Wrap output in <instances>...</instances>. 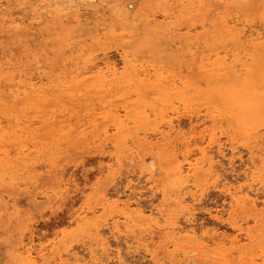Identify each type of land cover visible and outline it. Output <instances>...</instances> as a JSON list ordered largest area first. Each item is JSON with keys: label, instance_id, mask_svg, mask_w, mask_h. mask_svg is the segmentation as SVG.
Instances as JSON below:
<instances>
[{"label": "rangeland", "instance_id": "374dc122", "mask_svg": "<svg viewBox=\"0 0 264 264\" xmlns=\"http://www.w3.org/2000/svg\"><path fill=\"white\" fill-rule=\"evenodd\" d=\"M77 1L88 21L105 14V19H99L101 23L97 28L92 24H68L66 18L72 10H59L67 4L62 0H0L1 8L13 10L16 16L26 15L25 26L18 32L0 31V54L6 50L5 55L11 53L13 61L17 62L0 72V87L4 88L11 74L17 72L23 76H37L38 73L53 76L49 81L43 78L50 87L46 91L48 99L34 97L32 102L36 109L26 107L31 95H21L15 102L8 98L5 103L0 102V115L16 111L32 118L28 122L30 131L17 139L10 135L0 140V213H5L0 218V250L16 242L26 227L27 237L32 230L36 243L54 246L52 251L43 250L50 264H77L68 255L73 251L81 257V264L92 262L91 253L98 257L97 260L110 264H120L121 259L136 260L140 264H261L264 258V194L260 177L264 158L260 152H264V112L260 117V112L252 107L243 109L235 105L231 84L241 87L250 77L252 83H248L258 86L257 69L264 59V25L263 29H258V32L263 30V35L260 33L263 43L259 45L257 26L252 23L261 26L258 15L264 12V0H204L207 4L198 5L188 16H175V7L163 0ZM22 7L26 10L22 11ZM34 8L54 10V22L33 21L28 25ZM164 13L169 15L164 17ZM214 17L229 18L230 28L218 29L220 25ZM237 17L238 22H243L234 25ZM245 25H249V31L244 35ZM250 27L254 30L251 35L248 33ZM69 45L74 48L72 52ZM194 46H197L195 57L192 55ZM228 46L227 59L220 58L225 51L215 54ZM106 61L115 64L122 75L109 86L106 84L98 91L88 92L84 88L67 91L60 85L64 77L73 75L70 70L76 65L87 66L79 81L92 80L96 71L89 69L91 65L96 62L97 67H104ZM235 63L239 65L234 67ZM247 66L256 70L253 75L247 76ZM148 67L152 75L143 79L146 85L141 89L137 79L127 82L126 78L135 77L136 72L143 77ZM158 70L166 74L159 80L155 73ZM176 76L186 81L185 85L178 83ZM175 79V87L168 85ZM35 81L40 83L38 78ZM151 81L157 90L146 89ZM141 100L145 103V114L137 116ZM51 111L58 115L51 125L54 132L68 131L80 118L85 121L95 116V119L76 137L57 140L46 132L45 122L38 120L49 116ZM4 119L1 124L7 125ZM60 119L63 121L59 122ZM23 146L25 149L20 151ZM148 160L152 165L147 164ZM177 165L183 173L175 172ZM177 175L174 180L172 176ZM253 189H258L259 193ZM63 190L70 191L63 193ZM234 190L241 194L250 191L249 195L257 198L256 206L251 205L252 201L242 200L232 207L230 199ZM175 191L184 199L182 204L175 199ZM116 200L119 206H115ZM120 201L130 204L131 218L120 226L115 237L107 222L123 219ZM3 204L10 208L6 210ZM53 205L56 206L54 212ZM139 210L142 216L136 215ZM78 212H83L82 219ZM185 216H190V220ZM234 221L239 229L231 225ZM171 222L185 229L195 226L194 231L173 230ZM95 227L106 233H96ZM249 233L251 238H248ZM234 238L239 240L241 248L237 249L231 240ZM35 255L32 259L45 264L44 258Z\"/></svg>", "mask_w": 264, "mask_h": 264}, {"label": "bare ground", "instance_id": "6f19581e", "mask_svg": "<svg viewBox=\"0 0 264 264\" xmlns=\"http://www.w3.org/2000/svg\"><path fill=\"white\" fill-rule=\"evenodd\" d=\"M5 1H8V0H5ZM67 2V4L66 5H64V6H62V7H60L59 8V10H62V9H64V10H72L71 11V13H70V15L66 18V22L68 23V24H78V25H82V24H84V25H90V24H92V26H93V28H97L99 25H100V23H101V21H99V19H105V14H101L100 15V17H99V19H95V20H93V21H88V19H87V17H86V15L84 16V14L83 13H81L80 12V8H82L81 6H78L77 4H78V1L77 0H62V2ZM151 1V0H150ZM164 2H166V3H169V4H171L172 6H174L175 7V13H174V15L176 16H178V14H183V15H187L188 16V14H190L191 12H193V10H195V8L199 5V6H204L205 4H207L204 0H163ZM225 1H228V0H225ZM242 1H246V0H242ZM15 2V1H14ZM51 2H52V0H51ZM37 3V2H36ZM39 3V2H38ZM43 3H45V2H43ZM82 3V2H81ZM40 4V3H39ZM156 4V3H155ZM3 5V4H2ZM105 5V4H104ZM83 6V5H82ZM96 6V5H95ZM67 7H71L72 9H66ZM73 7L75 8L74 10H73ZM26 7H22L21 9H22V11L25 9ZM44 8H46V7H44ZM121 8V7H120ZM8 10V9H7ZM6 9H5V7H3V8H1L0 7V31H2V30H4V31H14V32H18L22 27H24L25 26V22H26V15L25 16H16L15 14H14V12H12V11H7ZM26 10V9H25ZM113 10V9H112ZM121 10V9H120ZM171 10V9H170ZM232 10V9H231ZM18 11V10H17ZM63 11V10H62ZM174 11V10H173ZM20 12V11H19ZM86 12V11H85ZM89 12H91V11H89ZM95 12V11H94ZM97 12V11H96ZM120 12L121 11H119L118 13H119V15H120ZM157 12V11H156ZM155 12V13H156ZM159 12H160V10H159ZM162 12V11H161ZM166 12V11H165ZM179 12V13H178ZM232 12V11H231ZM54 13H56L54 10L53 11H51V10H49V9H42V8H34L31 12H30V17L32 18V21H28V25H30V24H32L33 23V21L34 22H37V23H40V22H44V21H51V23H53L54 22V18L52 17V15L54 14ZM93 13V12H92ZM108 13V12H107ZM155 13H154V15H155ZM148 14H150V13H148ZM161 14V13H160ZM171 14H173V13H171ZM166 15H169V13H164L163 14V16L164 17H167ZM239 15H241V12H240V14ZM93 16V15H92ZM171 16V15H170ZM170 16H168V19H170L171 17ZM232 16V15H231ZM259 17H260V15H258ZM27 17H28V14H27ZM121 17V16H120ZM170 17V18H169ZM106 18H108V17H106ZM246 18V17H245ZM213 19H215L216 20V22L220 25V27H218V29H220V28H222V27H227V29L228 28H230V27H228V22L230 21L229 20V18H227V17H223V18H220V19H217V18H213ZM232 20H233V16H232ZM231 20V21H232ZM250 20V19H249ZM250 21H252V20H250ZM249 21V22H250ZM260 21V20H259ZM258 21V22H259ZM190 22H192V21H190ZM194 22V21H193ZM238 22V17H237V19H236V22H234V25H236V23ZM241 23L243 22V21H240ZM240 22H238L239 24H241ZM253 22V21H252ZM251 22V23H252ZM255 22V21H254ZM198 25H199V23H197ZM201 24V23H200ZM203 24V23H202ZM244 24V23H243ZM247 24V23H246ZM249 24V23H248ZM253 25H256L257 26V31H256V33H257V36L256 37H258L259 38V40L257 41V43L260 45V44H262L263 43V37H262V33L264 32L263 30V32L262 31H260V32H258L259 30H261V29H263L262 28V25L261 24H259V25H261V26H258L257 24H254V23H252ZM251 24V25H252ZM232 25V24H231ZM233 25V26H234ZM183 26V25H182ZM195 27H196V24L194 25ZM239 26V25H238ZM241 26V25H240ZM247 26H249V25H247ZM246 25L245 26H243V27H247ZM256 26H254V27H256ZM84 27H86V26H84ZM113 27V26H112ZM168 27V26H167ZM192 27V26H191ZM252 27V26H251ZM251 27H250V32H248L249 34L250 33H252V31H254L253 29L251 30ZM258 27H260V28H258ZM89 29L91 28V26H89L88 27ZM237 28V27H236ZM248 28L249 27H247V29L246 28H244V30H245V32L243 33L244 35H245V33H247V30H248ZM130 29V28H129ZM180 29V28H179ZM183 29V28H182ZM191 29V28H190ZM197 29V28H196ZM224 29V28H223ZM259 29V30H258ZM120 30V29H119ZM243 30V31H244ZM81 31H85L84 29L82 30L81 29ZM90 31V30H89ZM93 31V30H92ZM122 31H124V29L122 30ZM239 31V30H238ZM240 31H241V29H240ZM242 31V32H243ZM249 31V30H248ZM262 32V33H261ZM84 33V32H83ZM83 33H81V34H83ZM254 33V32H253ZM260 33L262 34V35H260ZM73 34V33H72ZM69 35V34H68ZM102 35V34H101ZM237 35L238 36H240V37H243L244 38V35H242L241 36V34H238L237 33ZM246 35H248V34H246ZM251 35V34H250ZM71 36V35H70ZM93 36V35H92ZM183 36V35H182ZM71 37H73V36H71ZM87 37H89V36H87ZM95 37V36H94ZM93 37V38H94ZM98 37V36H97ZM13 38V37H12ZM67 38H69V37H67ZM255 38V37H254ZM261 38H263V39H261ZM192 39V38H191ZM216 39H218V38H216ZM33 40V39H32ZM69 40V39H68ZM72 40V39H71ZM70 40V41H71ZM103 40V39H102ZM243 40H245V39H243ZM0 41H2V39L0 38ZM216 42V41H215ZM35 43V42H34ZM37 43V42H36ZM35 43V44H36ZM219 43H221L220 41H219ZM224 43V42H223ZM227 43V42H226ZM222 44V43H221ZM253 44V43H252ZM257 45V44H256ZM200 46V45H199ZM217 46V45H216ZM227 46V45H226ZM71 47V45H69V49H70V52H72L73 51V49L72 48H70ZM74 47H76V46H74ZM81 47V46H80ZM195 47V51H193L192 52V55H193V57H195V53H196V49H197V46H194ZM60 48V47H59ZM63 48V47H62ZM241 46H240V49L239 50H241ZM42 50H43V48H42ZM66 50V49H65ZM225 51L223 54H222V56L220 57L221 59H223V60H225V59H227L228 58V54L230 55V53H229V46H228V48H226V47H223V49H220V50H218V51H216V53L215 54H219V53H221L222 51ZM44 51V50H43ZM67 51H69V50H67ZM256 51V50H255ZM15 52V50H13V53ZM60 52L61 53H63L64 52V49H60ZM59 52V53H60ZM132 52V51H131ZM65 53V52H64ZM94 53V52H93ZM167 53V52H166ZM207 53V52H206ZM239 53H241V51L239 52ZM6 54V50H2V52H1V54H0V72L1 71H3L4 69H10L13 65H15L17 62H14L13 61V57H12V54L10 53L9 54V56H6L5 55ZM152 54H153V52H152ZM28 55V54H27ZM89 55V54H88ZM96 55V54H95ZM124 55V54H123ZM122 55V56H123ZM206 55V54H205ZM208 55V54H207ZM210 55V54H209ZM209 55H208V57H209ZM212 55V54H211ZM235 55V54H234ZM97 56V55H96ZM227 56V57H226ZM241 57V56H240ZM243 57V56H242ZM249 57V56H248ZM31 58V57H30ZM72 58V57H71ZM71 58H68V60H71ZM110 58V57H109ZM154 58V57H153ZM197 58V57H196ZM195 58V59H196ZM200 58H202V56H200ZM245 58H247L246 56H245ZM244 58V59H245ZM76 59V58H75ZM206 59V58H205ZM110 60V59H109ZM147 60V59H146ZM242 60V59H241ZM246 60V59H245ZM251 60V59H250ZM30 61V60H29ZM112 61V60H111ZM232 61V60H231ZM238 61V60H237ZM48 62V61H47ZM135 62V61H134ZM133 62V63H134ZM151 62V61H150ZM226 62V61H225ZM230 62V61H229ZM256 62V61H255ZM112 62H108V61H106L105 62V65H104V67H101L102 65H100V67H97V64H96V62L93 64V65H91V67H90V63L88 64L87 63V65H89V69L90 70H95L96 71V73H94V75H93V79L92 80H90V81H79V76L80 75H82L83 73H84V71H87V66H86V64L85 65H83V66H81V65H76L75 66V68H73L72 70H70L71 72H73V75H70L69 77H64L61 81H60V85L61 86H64V88H66L67 89V91H69V89H71V90H73V89H76L77 91H80V90H82L83 88L86 90V91H88V92H90V91H98V90H100V89H102L106 84H108V86H109V83H111L112 84V82L114 83L115 81H118V79H119V77L120 76H122V75H119V71H118V69H117V67H116V65L115 64H111ZM250 63V62H249ZM66 64V63H65ZM120 64V63H119ZM152 64V67H153V69H154V64L153 63H151ZM158 64V63H157ZM160 64H162V63H160ZM214 64V63H213ZM202 65H204V64H202ZM227 65H228V63H227ZM236 65H239V63H235L234 64V67L236 66ZM137 66V65H136ZM232 66V65H231ZM161 67V66H160ZM194 66H192V68H193ZM233 67V66H232ZM144 68V67H143ZM148 68H150V67H148ZM161 68H164V67H161ZM160 68V69H161ZM243 68V67H242ZM54 69V68H53ZM52 69V70H53ZM89 69H88V71H89ZM237 69V71H241V68H236ZM244 69V68H243ZM55 70V69H54ZM149 70H151V68L150 69H148V71H144L143 72V77H139V74L136 72V73H134L135 74V77L134 76H128V78H126V80H127V82L128 83H131V82H135V80L137 79L138 80V88L139 89H141L142 87L141 86H144V85H146V84H144L143 83V79L145 78V77H151V72L149 71ZM168 70H169V68H168ZM209 69H207V71H208ZM246 71H247V76H250V75H253L254 73H255V69H253V67L252 66H250V67H246V69H245ZM258 70V74H257V79H258V82L256 83L258 86L256 87V85H250L248 82H250L251 81V83H252V79H250V77H249V79H248V77H247V79H245L244 80V84H242L241 85V87H240V85L238 86H235V87H233V84H231V82H230V84H231V86H232V88H234V90H233V94L231 93L232 91H228V93L231 95V96H233V98H235L233 101L235 102V105L237 104L240 108H242V107H244L243 109H248V108H250V107H252V108H254L258 113L260 112V117H261V114L264 112V111H262L261 110V103H260V101H261V97H260V93H261V91H262V87H261V85H262V82H264V59H262V61H260V66H259V69H257ZM35 71V70H34ZM58 71V70H57ZM138 71V70H137ZM163 71V70H162ZM192 71H194V69L192 70ZM191 71V72H192ZM226 71V70H225ZM233 71H236V70H233ZM237 71H236V73H237ZM42 72V71H41ZM90 72V71H89ZM128 72V71H127ZM164 72H166V70H164ZM169 72V71H168ZM170 72H171V70H170ZM216 72V71H215ZM107 73V74H106ZM155 73H156V76H157V79L159 80L160 79V77H162L163 76V74H165V73H163L162 74V72H161V70H160V72H159V70L156 72L155 71ZM172 73V72H171ZM170 73V74H171ZM33 74V73H32ZM35 74V73H34ZM65 74H66V72H65ZM173 74H174V72H173ZM193 76H194V74L193 73H191ZM221 74H223V72H221ZM237 74H239V72L237 73ZM86 75V74H85ZM141 75V76H142ZM166 75V74H165ZM182 75V74H181ZM108 76H111V77H108ZM239 76H240V74H239ZM17 77V79L15 80V78ZM24 77V78H23ZM155 77V76H154ZM153 77V78H154ZM167 77V76H166ZM165 77V78H166ZM168 77H170V76H168ZM174 77V76H173ZM177 77V76H176ZM175 77V78H176ZM10 79H9V81H8V83H6L5 85H4V88H3V86L2 87H0V102L1 103H5L7 100V98L8 99H10V100H12V101H17L19 98H20V96L21 95H31L30 96V99H29V101H28V103H27V108L28 109H30V110H32V109H36V104L34 105L33 104V102H32V100L34 99V97H37V98H35V99H38V100H47L48 99V97L46 96V91L48 90V89H50V87H48L47 85H46V81H43L44 79L43 78H46L47 79V81H49V80H52V78H53V76L52 77H50V76H47L46 75V73L45 74H39L38 73V75L36 76H32V75H28V76H26V75H24L23 76V73H20V72H17L16 74L14 73V74H11V76L9 77ZM34 78H35V80H36V78H38V80L40 81V83L39 84H36V82L37 81H35L34 80ZM240 78V77H239ZM238 78V79H239ZM124 79V78H123ZM179 79V81H178V83H183V85H185V83H186V81H182L181 80V77L180 78H178L177 77V80ZM243 79V78H242ZM187 80V79H186ZM112 81V82H111ZM120 81H122V80H120ZM226 81V80H225ZM229 81V80H228ZM241 81V83H242V80H240ZM68 82H72V83H70V85H68L67 83ZM158 82V81H157ZM254 82V81H253ZM160 83V82H159ZM123 84V83H122ZM197 84V83H196ZM148 87L146 88V89H152V90H157V88H156V84L154 83L153 84V82L151 81V82H149L148 83ZM162 85V84H161ZM168 85H172L173 87H175L176 86V79L175 80H172V82L170 83V84H168ZM190 85H192L193 86V84H190ZM198 85H199V83H198ZM65 86H67V87H65ZM228 86H229V84H228ZM230 86V87H231ZM157 87H160L159 85L157 86ZM164 87V86H163ZM166 87V86H165ZM186 87H188V86H186ZM212 87H214V86H212ZM254 88V89H251V88ZM167 88V87H166ZM192 88V87H191ZM228 88V87H227ZM165 89V88H164ZM131 90V89H130ZM162 90V89H161ZM169 90V89H168ZM167 90V91H168ZM172 90V89H171ZM174 90H175V88H174ZM195 90V89H194ZM138 91V90H137ZM137 91H134V92H137ZM163 91V90H162ZM164 91H166V90H164ZM180 91H181V89H180ZM71 92V91H70ZM73 92V91H72ZM70 93L71 95H73V93ZM240 92V93H239ZM143 92H141V94H142ZM184 93V92H183ZM123 95V94H122ZM189 95V94H188ZM156 96V95H155ZM158 96V95H157ZM163 96V95H162ZM161 95H160V97H162ZM173 96V95H172ZM33 97V98H32ZM164 97V96H163ZM108 98V97H107ZM106 99V98H105ZM166 99V98H165ZM164 99V100H165ZM193 99H194V97H193ZM163 100V98L161 99V101ZM177 99H175L174 101H176ZM190 100V99H189ZM192 100V99H191ZM201 100V99H200ZM95 101V100H94ZM196 101V100H195ZM163 102V101H162ZM179 102V101H178ZM184 102H185V99H184ZM233 102V103H234ZM171 103V102H170ZM215 103V102H214ZM16 105L17 104H15V107H16ZM144 106H145V103L141 100V103H140V105H139V110L137 111V116L138 115H141L142 114V112L145 114V110H144ZM59 107V106H58ZM230 107V106H229ZM232 107V106H231ZM237 107V106H236ZM62 108H64V107H62ZM227 108V107H226ZM234 109V108H233ZM237 109V108H236ZM69 110V109H68ZM117 110V109H116ZM226 110V109H225ZM78 111V110H77ZM256 111L254 112V113H256ZM52 112V111H51ZM109 112H110V110H109ZM225 112V111H224ZM228 112V111H227ZM244 112V111H243ZM243 112H241L242 114H243V116H244V114L245 113H243ZM262 112V113H261ZM67 113V112H66ZM80 113V112H79ZM140 113V114H139ZM230 113V112H229ZM236 113H238V112H236ZM253 113V114H254ZM215 114H216V112H215ZM226 114V113H225ZM62 114H60V116H61ZM152 115V114H151ZM229 115V114H228ZM6 116V117H5ZM0 115V118L2 117L3 119L2 120H5L4 118H6L7 119V121H8V124L7 125H2L1 124V122H2V120H0V140H2L5 136H10V135H12V137L14 138V139H17L18 137H21L25 132H28V131H30V129L28 128L29 127V125L30 124H28V122H29V120H31L32 121V118H28V117H26V114H22V113H17L16 111H12V112H10V113H8L7 115ZM57 114H55V112L53 111L49 116H47V117H45V118H42V119H40V118H38V120L39 121H41V122H45V124L47 125V128L48 129H46V132L49 134V135H52V136H54L57 140H60L61 139V137H63L64 139H67V137L68 138H73V137H76L80 132H81V130H83L84 128H85V125L86 124H90V123H92L93 121H94V119H95V116H91V117H89V118H86L85 119V121H82V119L80 118V119H78L71 127H70V129L68 130V131H64V132H62V131H58V132H54V130H53V128L51 127V125L52 124H54L55 123V120H56V118H57ZM106 116V115H105ZM241 117V116H240ZM239 117V118H240ZM100 118V117H99ZM84 119V118H83ZM98 119V118H97ZM244 119V118H243ZM242 119V120H243ZM251 119V118H250ZM34 120V119H33ZM120 120V119H119ZM240 120H241V118L239 119V123H240ZM247 120H249V119H247ZM59 122H62L63 121V119H60V120H58ZM254 121H257V120H254ZM32 123V122H31ZM126 123H128V122H126ZM242 123V122H241ZM250 123V122H249ZM250 125V124H249ZM63 125L61 124L60 125V127H62ZM253 126V125H252ZM251 127V126H250ZM256 127V126H255ZM242 128V127H241ZM110 129V128H109ZM112 129V128H111ZM240 129V128H239ZM102 130H104L103 128H102ZM53 132V133H52ZM123 134H124V132H122ZM30 135V134H29ZM263 138V137H262ZM27 142V141H26ZM29 143V142H28ZM220 143V142H219ZM38 144V143H37ZM115 144V143H114ZM128 144V143H127ZM221 144H223V143H221ZM226 144V143H225ZM183 145V144H182ZM215 146V145H214ZM224 146V145H223ZM223 146L222 145H219V147H222L223 148ZM4 147V146H3ZM25 146H23V147H21L20 148V151H23L25 148H24ZM29 147V146H28ZM27 147V148H28ZM40 147V146H39ZM103 147H104V145H103ZM107 147V146H106ZM112 147V146H111ZM206 147V146H205ZM218 147V148H219ZM225 147V146H224ZM235 147V146H234ZM234 147H233V151H235L236 152V150H234ZM260 147V146H259ZM11 148V147H10ZM215 149V148H214ZM226 149V148H225ZM235 149H236V147H235ZM203 150L205 151L206 149L205 148H203ZM223 150V149H222ZM229 150V149H228ZM11 151V150H10ZM13 152L15 151V149L14 150H12ZM207 151V150H206ZM216 151V150H215ZM224 151V150H223ZM232 151V150H231ZM233 151H232V153H233ZM250 151V150H249ZM256 151V150H255ZM259 152L261 151V150H258ZM13 152H11V154L13 153ZM209 152V151H208ZM214 152V151H213ZM226 152V151H225ZM257 152V151H256ZM206 153V152H205ZM211 153H212V151H211ZM217 153V152H216ZM226 153H228V152H226ZM260 153H262V152H260ZM209 154V153H208ZM213 154V153H212ZM218 154V153H217ZM225 154V153H224ZM251 154V153H250ZM91 155V154H90ZM96 155V156H95ZM94 156H93V158L95 159V157H97V154H95ZM223 155V154H222ZM225 155H227V154H225ZM224 155V156H225ZM257 155V154H256ZM88 156V155H87ZM228 156V155H227ZM251 156H252V154H251ZM91 157V156H90ZM99 157V156H98ZM101 157H103L104 158V156H101ZM108 157V156H107ZM215 157H217L216 155H215ZM92 158V157H91ZM105 158H106V156H105ZM211 158H213V157H211ZM262 158V157H261ZM141 159V158H140ZM152 159L153 158H151V161L150 162H152L153 163V161H152ZM97 160V159H96ZM143 160V159H142ZM150 160V159H149ZM149 160L147 161V162H149ZM211 160V159H210ZM234 160V159H233ZM255 160H257V159H255ZM7 161V160H6ZM81 161V160H80ZM253 161V160H252ZM150 162L149 163H147V164H150ZM234 162V161H233ZM111 163V162H110ZM152 163L150 164V165H152ZM213 163V162H212ZM109 164V163H108ZM114 164V163H113ZM154 164V163H153ZM106 165V164H105ZM111 165V164H110ZM264 165V164H263ZM113 166V165H112ZM178 166V165H177ZM180 166H181V164H180ZM180 166H178L177 167V171H175V172H177V173H183L184 171H182V168L180 167ZM232 166V165H231ZM255 167H257V166H255ZM35 168H36V166H35ZM191 168V167H190ZM212 168V167H211ZM258 168V167H257ZM99 171L101 172L102 171V166H100L99 165ZM153 170V169H152ZM175 170V169H174ZM185 170V169H184ZM247 170H248V168H247ZM250 170H252V169H250ZM254 170H255V168H254ZM189 171V170H188ZM256 171V170H255ZM259 171V170H258ZM248 172V171H247ZM104 174V173H103ZM64 175V173L62 174V177H64L63 176ZM173 178H174V180L178 177V175L177 176H172ZM99 178V177H98ZM99 181V180H98ZM173 181V180H172ZM66 183V182H65ZM132 183V182H131ZM14 184V183H13ZM21 184V183H20ZM126 184H127V182H126ZM184 184V183H183ZM132 186H133V183L131 184ZM131 185H130V187H131ZM67 186V185H66ZM154 186V185H153ZM185 186H187V185H185ZM185 186H183V187H185ZM134 187V186H133ZM181 187V186H180ZM127 188H128V185H127ZM61 189V188H60ZM159 189V188H158ZM185 189V188H184ZM251 189H252V187H251ZM255 189H256V187H255ZM49 190H50V188H49ZM106 190V189H105ZM180 190V189H179ZM250 190V189H249ZM254 190V189H253ZM258 190V189H257ZM257 190L255 191L254 190V192H257ZM44 191V190H43ZM47 191V190H46ZM51 191V190H50ZM107 191V190H106ZM159 191V190H158ZM67 192H69V190L67 191ZM67 192H64V190H63V193H67ZM186 192V191H185ZM244 192V191H243ZM250 193V191H248V190H246L243 194H241V193H237V192H235V190H234V193H233V191H232V193H231V201H232V203H231V206L233 207V204H238V203H240V201H242V200H246V201H252L251 203V205H255L256 206V201H257V198L256 197H251L250 195H249V193ZM45 193V192H44ZM130 193V192H129ZM259 192H257V194H258ZM2 194V193H1ZM103 195H105L104 193H102ZM251 194V193H250ZM252 194H254L255 195V193H252ZM129 196L131 195V193L130 194H128ZM4 196H6L5 194H4ZM39 196V195H38ZM257 196V195H256ZM54 197V196H53ZM258 197V196H257ZM59 198V197H58ZM57 198V199H58ZM64 198V197H63ZM130 198H132V196L130 197ZM32 199L33 200H36V197H32ZM60 199V198H59ZM175 199L178 201V203H180V204H182V202L184 201V199L182 198V196H181V194H180V192L179 191H175ZM61 200V199H60ZM117 200H119V199H117ZM115 201L114 202V204H115V206H119L120 204H119V201ZM126 200V199H125ZM12 201V200H11ZM52 202V201H51ZM58 202V201H57ZM121 203H122V205L120 206L123 210H122V212H121V216H122V220L121 221H119L118 220V218H116V219H113V220H111L110 222H107V224L109 223V229H110V232H111V234L113 235V236H115V234H117V232H119V230H120V226L121 225H125V221L126 220H128V219H130L131 218V214H129L128 213V207H129V203L127 202V201H120ZM263 203H264V201H262ZM104 203V202H103ZM4 206H5V209L7 210L8 208H10L7 204H3ZM244 205H245V202H244ZM181 206V205H180ZM179 207V206H178ZM189 207V206H188ZM249 207V206H248ZM15 208V207H14ZM93 209V208H92ZM163 209V208H162ZM85 210V209H84ZM84 210H82V211H84ZM90 211V210H89ZM142 211V210H141ZM141 211L139 210V211H137L136 212V215L137 216H142V213H141ZM184 211H185V209H184ZM187 211V210H186ZM185 211V212H186ZM4 212V211H3ZM87 212V211H86ZM154 212V211H153ZM159 214L160 215H162L163 214V212H162V210H160L159 209ZM173 212V211H172ZM7 213V212H6ZM82 213L83 212H81V214H80V212H78V217L79 218H83V216H81L82 215ZM168 213H169V211H168ZM175 213V212H174ZM5 213H0V218L2 217V215H4ZM165 214V213H164ZM194 214V213H193ZM41 216H42V214H40ZM40 215H38V216H40ZM93 217V216H92ZM190 216H185V218H186V220L188 221V220H190V218H189ZM86 218V217H85ZM84 218V219H85ZM159 218V217H158ZM159 220V219H158ZM184 222H185V220H184ZM186 223V222H185ZM29 224V223H28ZM31 224V223H30ZM33 224V223H32ZM187 224V223H186ZM192 224V223H191ZM231 225L234 227V229H239V227H238V225L236 224V222L234 221V222H232L231 223ZM107 226V225H106ZM105 226V228H107ZM171 227H172V229L173 230H175V229H180L181 228V230L182 231H186V232H190V231H194V228L193 227H195V226H193V227H190V228H188L187 226H188V224H187V229H185L184 227H180V226H178L177 224H176V222H171V225H170ZM183 226V225H182ZM156 227V226H155ZM31 228V227H30ZM99 228H100V226H99ZM33 229V228H32ZM104 229V228H103ZM101 229H98L97 227H95V232L96 233H101L102 231H104V230H102L101 232H99ZM154 231V230H153ZM105 233H106V230L104 231ZM107 232H108V230H107ZM176 232V231H175ZM29 233H30V235L27 237V240L25 241V240H21V234L19 235V237H18V240L16 241V242H14V243H12V244H8V245H6L5 247H3L1 250H0V264H5V262L6 261H8L9 259H11L12 257H10L9 256V249H11V248H15L17 245H22V247H23V252L21 253V255L22 256H27V254H28V252L29 251H31V257H29V258H33L34 257V254H36L35 255V257L37 256H39L40 258H44L45 260H43L42 262H45V264H50V260L49 259H46L45 258V256H44V252L46 251V252H48V251H52L53 249H54V246H50L49 245V247L48 246H45L44 244V246H42V243L41 242H38V243H36L35 242V239H37V238H35V234L32 232V230L31 231H29ZM103 233V232H102ZM101 233V234H102ZM184 233V232H183ZM194 233H196V231L194 232ZM110 234V233H109ZM187 234V233H186ZM107 235V234H106ZM130 235V234H129ZM191 235V234H190ZM108 236V235H107ZM111 237V236H110ZM116 237V236H115ZM177 237V236H176ZM214 237V236H213ZM217 237V236H216ZM104 238V237H103ZM248 238H251V235H250V233H249V235H248ZM115 239V238H114ZM211 240V239H210ZM232 241H233V243L234 244H236V246L238 247L237 249H239V248H241V245L239 244V240L237 239V238H234V239H231ZM108 241V240H107ZM112 241V240H111ZM54 242V241H53ZM53 242H49V244L50 243H53ZM101 242V244H102V241H100ZM114 242V241H113ZM45 243H46V241H45ZM109 243V242H108ZM29 244L31 245V249H29ZM47 245H48V243H47ZM53 245V244H52ZM108 245H110V244H108ZM112 245V244H111ZM130 245V244H129ZM108 247V246H107ZM127 247H128V244H127ZM102 248V247H101ZM111 248V247H110ZM119 248V247H118ZM65 249V248H64ZM104 250H106V247H104L103 248ZM115 249V248H114ZM117 249V248H116ZM43 250H45V251H43ZM67 250H69V251H71L70 249H68L67 248ZM103 250V251H104ZM92 251H93V249H92ZM95 251V250H94ZM108 251H109V249H108ZM110 251H113V250H110ZM116 251V250H115ZM120 251V250H119ZM119 251H118V253H119ZM45 252V253H46ZM69 254V257L70 258H73V260L77 263V264H81L80 263V261H82V259H81V257L80 256H78V254L76 253V252H68ZM95 253V252H94ZM102 253V252H101ZM113 253V252H112ZM184 253V252H183ZM233 253H235V252H233ZM104 254V253H103ZM111 254V253H110ZM115 255H117V254H115ZM122 255V254H121ZM105 257H107L106 255H104ZM68 257V256H67ZM116 257V256H115ZM118 257L119 258H121L120 257V254H118ZM50 258H51V256H50ZM97 256H95L94 254H90V261H92V263H94L95 264V261L97 260ZM117 258V257H116ZM231 258V257H230ZM254 258V257H253ZM51 259H53V258H51ZM54 260V259H53ZM52 261V260H51ZM120 261V260H119ZM73 263V262H72ZM118 263H120V262H118ZM233 263V262H232ZM62 264V263H61ZM168 264V263H167Z\"/></svg>", "mask_w": 264, "mask_h": 264}, {"label": "snow or ice", "instance_id": "6c2138e0", "mask_svg": "<svg viewBox=\"0 0 264 264\" xmlns=\"http://www.w3.org/2000/svg\"><path fill=\"white\" fill-rule=\"evenodd\" d=\"M260 23L261 25H264V12L261 13L260 16ZM262 91L260 93L261 97V110L264 111V82H262ZM261 157L264 158V152L261 153ZM111 167V166H109ZM260 183L262 185L261 192L264 194V166L261 168V177H260ZM70 191V190H69ZM52 211H56V206H52ZM47 215V213H45ZM219 217H217L218 219ZM28 229L25 227L21 230V240H27L26 232ZM29 249H31V245L29 244ZM23 252L22 245H17L15 248L9 249V256L12 257L8 261L5 262V264H38V261L36 259H31V251L28 252L27 256H22L21 253ZM89 264H92V262H89ZM95 264H110L109 261L98 259L95 261ZM120 264H140V262L132 259H121ZM167 264V262H165ZM261 264H264V258H262Z\"/></svg>", "mask_w": 264, "mask_h": 264}]
</instances>
